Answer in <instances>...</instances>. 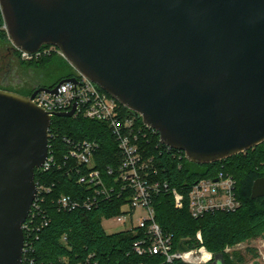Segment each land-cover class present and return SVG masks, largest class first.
<instances>
[{"label":"water","instance_id":"water-1","mask_svg":"<svg viewBox=\"0 0 264 264\" xmlns=\"http://www.w3.org/2000/svg\"><path fill=\"white\" fill-rule=\"evenodd\" d=\"M0 11L15 49L56 46L189 161L215 163L264 143V0H0ZM67 80L75 81L60 84ZM10 84L6 73L0 264H22L52 117L33 101L46 88L25 96ZM75 108L56 115L72 117ZM263 196L264 176L252 188V198Z\"/></svg>","mask_w":264,"mask_h":264},{"label":"trees","instance_id":"trees-1","mask_svg":"<svg viewBox=\"0 0 264 264\" xmlns=\"http://www.w3.org/2000/svg\"><path fill=\"white\" fill-rule=\"evenodd\" d=\"M4 25L0 11V45H6V53L1 58L15 62L19 71H27L29 74L35 67L42 68L46 79V83L41 84L38 81L41 74L38 72L31 74V79L28 77L24 86L17 89L9 86L6 89L30 96L39 88L54 87L62 80L78 74L64 57L55 52L29 61L22 60L3 29ZM6 65L4 68H7ZM35 78L39 84L30 85ZM123 110L134 115L124 106ZM136 127L141 129L138 140L140 149L146 156L153 157L158 167L156 179L167 182L170 187L169 191L156 195L153 202L157 221L165 232L174 236V249L186 250L197 246V233L200 231L203 244L209 251L221 256L223 264H234L233 259L226 253L227 247L245 242L254 236L264 237V196L252 198L254 182L264 176V143L219 162L198 164L189 161L183 151L163 144L159 134L148 128L142 118L137 117ZM64 138L97 141L100 144L95 162L96 167L103 172L107 186L113 184V176L107 174V168H117L122 160L116 140L105 123L84 117L53 118L49 144L61 166L47 171L36 169L38 185L50 188L44 192L42 202V210L50 222L28 237L32 240L28 257L34 259V264H77L90 255L99 264H170L160 256L143 257L134 254L132 244L138 238L137 234L127 230L112 234L106 232L103 219L112 218L122 212V206L127 202L124 195L102 200L91 210L83 207L69 211L58 209L57 202L62 195L81 200L94 192L92 188L78 184L75 177L67 175L64 155L69 147ZM221 171L232 174L236 179L240 208L236 211H210L198 218L193 217L188 201L192 185L203 178H214ZM174 188L184 196L182 207L176 205L171 192ZM41 218L40 216L36 223ZM171 264L184 263L177 261Z\"/></svg>","mask_w":264,"mask_h":264},{"label":"built area","instance_id":"built-area-1","mask_svg":"<svg viewBox=\"0 0 264 264\" xmlns=\"http://www.w3.org/2000/svg\"><path fill=\"white\" fill-rule=\"evenodd\" d=\"M3 29L6 30V25ZM16 50L20 53V58L25 61L54 52L64 57L56 46L44 47L34 54ZM71 78L75 81L67 80L61 84L59 82L54 87H46V90L39 91L33 101L47 111L52 120L57 116L56 113L69 112L76 106L72 117H84L105 123L116 140L122 160L117 168L111 166L107 168V174L113 176V184L107 186L104 174L96 167L95 162L100 144L97 141L64 138L69 147L64 155L67 175L75 177L78 184L92 188L94 192L81 200L62 195L57 202L58 209L69 211L83 207L91 210L102 200L124 195L127 202L122 206V212L112 218L120 224L129 223L126 230L138 235L132 244L134 254L143 257L160 256L170 264L177 261L184 264H214L215 254L203 244L200 231L197 233V246L186 250L174 249L173 234L165 232L157 221L154 197L169 191L170 187L167 182L156 179L158 167L154 158L146 156L140 149L138 140L141 129L138 130L136 127L137 117L124 111L119 101L80 72ZM55 89L57 90L54 92ZM55 166L60 167L61 163L49 144L48 159L40 169L47 171ZM37 187V196L23 225L25 245L22 264H34V259L28 257L32 247V240L28 237L50 222L42 210L43 194L50 188L38 183ZM171 192L176 205L182 207L184 196L175 188ZM188 201L190 213L195 218L210 211H236L241 206L236 194V179L232 174L222 171L214 178H203L195 182L189 191ZM40 216L41 221L36 223ZM93 258L94 256L90 255L85 261L77 264H99ZM250 264H264V257L262 261Z\"/></svg>","mask_w":264,"mask_h":264},{"label":"rangeland","instance_id":"rangeland-1","mask_svg":"<svg viewBox=\"0 0 264 264\" xmlns=\"http://www.w3.org/2000/svg\"><path fill=\"white\" fill-rule=\"evenodd\" d=\"M5 46L6 45L4 44L0 45V83L3 75L8 73L11 83L10 86L14 87V83H17L16 87L19 88L20 86H24L26 84L25 82L28 80V77L31 79L30 77L32 76L31 74L35 75V73L38 72L39 74H41V77L38 79V81L41 84L46 83V79L43 76L44 72L43 70H41L42 68L35 67L34 70L31 71V74H29L27 71L25 72L24 71L22 72V70L19 71L15 62H11V60L8 59H3V57L1 58V55H4L6 53ZM5 65L7 66V68L6 67L4 68ZM38 81L37 79L36 80L33 79V81L31 80V84L30 83L28 84L34 85L37 84ZM134 219H136V217H134ZM128 226L129 223L120 224L114 218L103 219V227L106 230V232L109 234L126 230ZM261 239L262 238L259 236L251 237L249 240L245 242H241L234 246L227 247L226 253L229 255V258L233 259L234 264H250L252 262H256L259 259L257 243L261 241Z\"/></svg>","mask_w":264,"mask_h":264},{"label":"crops","instance_id":"crops-1","mask_svg":"<svg viewBox=\"0 0 264 264\" xmlns=\"http://www.w3.org/2000/svg\"><path fill=\"white\" fill-rule=\"evenodd\" d=\"M261 238H262L261 241L257 243L259 259L256 262L262 261L264 257V237H261Z\"/></svg>","mask_w":264,"mask_h":264}]
</instances>
